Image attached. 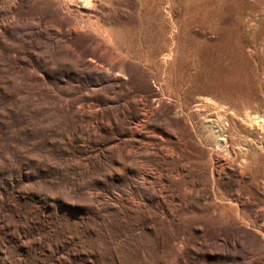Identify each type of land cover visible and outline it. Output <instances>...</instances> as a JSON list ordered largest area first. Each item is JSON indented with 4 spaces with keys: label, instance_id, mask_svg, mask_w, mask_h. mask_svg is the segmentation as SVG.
<instances>
[{
    "label": "rangeland",
    "instance_id": "374dc122",
    "mask_svg": "<svg viewBox=\"0 0 264 264\" xmlns=\"http://www.w3.org/2000/svg\"><path fill=\"white\" fill-rule=\"evenodd\" d=\"M0 264H264V0H0Z\"/></svg>",
    "mask_w": 264,
    "mask_h": 264
},
{
    "label": "bare ground",
    "instance_id": "6f19581e",
    "mask_svg": "<svg viewBox=\"0 0 264 264\" xmlns=\"http://www.w3.org/2000/svg\"><path fill=\"white\" fill-rule=\"evenodd\" d=\"M248 113H249V112H248ZM250 117H251V116H250ZM254 118H255V117H254ZM246 120H247V119H246ZM256 121H257V120H256ZM258 121H259V120H258ZM262 121H263V120H261V122H262ZM254 122H255V121H254ZM261 122H260V123H261ZM260 123H259V124H260ZM262 124H263V123H262ZM260 125H261V124H260ZM219 137H220V136H219ZM220 141H223L222 138H221Z\"/></svg>",
    "mask_w": 264,
    "mask_h": 264
}]
</instances>
